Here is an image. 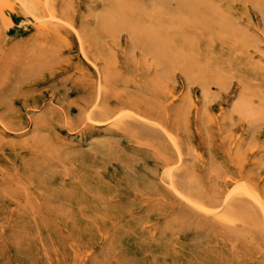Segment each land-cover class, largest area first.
Instances as JSON below:
<instances>
[{
  "label": "rangeland",
  "instance_id": "rangeland-1",
  "mask_svg": "<svg viewBox=\"0 0 264 264\" xmlns=\"http://www.w3.org/2000/svg\"><path fill=\"white\" fill-rule=\"evenodd\" d=\"M263 206L264 0H0V264H264Z\"/></svg>",
  "mask_w": 264,
  "mask_h": 264
},
{
  "label": "bare ground",
  "instance_id": "bare-ground-1",
  "mask_svg": "<svg viewBox=\"0 0 264 264\" xmlns=\"http://www.w3.org/2000/svg\"><path fill=\"white\" fill-rule=\"evenodd\" d=\"M78 40V39H77ZM87 61V60H86ZM117 117V116H116ZM172 141V140H171ZM174 144V143H173ZM180 154V153H179ZM181 159V158H180ZM171 168V167H170ZM168 179V178H167ZM166 179V180H167ZM169 180V179H168ZM165 185V184H164ZM241 190V192H243L242 190H244L243 188L242 189H240ZM248 191V190H247ZM234 192V191H233ZM249 193V192H248ZM245 194H247V193H245ZM249 196V195H248ZM227 198V197H226ZM262 199V198H261ZM263 200V199H262ZM256 202V201H255ZM258 203H259V201H258ZM191 206V205H190ZM200 207V206H199ZM264 207V206H263Z\"/></svg>",
  "mask_w": 264,
  "mask_h": 264
}]
</instances>
